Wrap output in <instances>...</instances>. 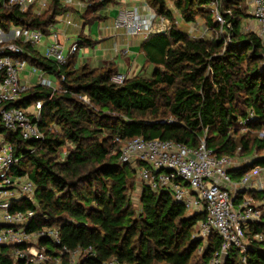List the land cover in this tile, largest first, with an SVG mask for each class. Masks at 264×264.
Returning a JSON list of instances; mask_svg holds the SVG:
<instances>
[{
    "label": "trees",
    "instance_id": "trees-1",
    "mask_svg": "<svg viewBox=\"0 0 264 264\" xmlns=\"http://www.w3.org/2000/svg\"><path fill=\"white\" fill-rule=\"evenodd\" d=\"M106 1L88 6L86 23ZM146 1L168 20L174 19L169 1L188 22L204 14L206 25L222 28L230 41L224 36L193 38L172 23L168 31L155 32L143 43L154 70L121 84L112 79L118 73L114 63L75 67L68 59L59 66L32 55L33 45L13 41L26 49L27 62L56 75L63 72L66 81L56 91L42 84L29 87L14 103L23 108L43 101L39 123L43 139L23 140L5 131L1 122L0 132L15 147L14 174L27 175L35 183L40 211L60 228L62 243L71 249L94 246L96 256L84 264H102L110 258L121 264H205L222 245L219 236L211 234L196 261L204 240L195 228L205 213H188L170 192H153L142 183L136 209L128 191L130 185L134 188L132 179L140 165L135 169L119 160L115 138L159 137L193 147L204 140L218 156L251 159L230 172L236 178L255 165L264 166V50L257 33L242 30V20L251 15L243 9L248 1L220 0L222 26L206 10L210 0ZM62 10L61 0H52L43 13L0 4V30L24 27L49 34ZM65 145L69 149L62 158L60 149ZM250 193L264 197L262 191ZM13 208L34 205L26 198ZM257 232H264V223L252 225L248 235ZM0 261L11 264L1 257ZM223 264H264V240H254L246 251L232 248Z\"/></svg>",
    "mask_w": 264,
    "mask_h": 264
},
{
    "label": "built area",
    "instance_id": "built-area-1",
    "mask_svg": "<svg viewBox=\"0 0 264 264\" xmlns=\"http://www.w3.org/2000/svg\"><path fill=\"white\" fill-rule=\"evenodd\" d=\"M39 0H2L0 4L16 5L20 10L37 6ZM251 14L259 25L257 33L264 50V0H247ZM49 0H42L40 9H47ZM209 7L217 21H224L221 14L220 0H210ZM115 20L116 29L123 27L131 36L144 34L149 36L155 32V22L164 18L146 6L145 12L138 7L121 9ZM72 23V20H67ZM223 24H221L222 26ZM165 30H158L162 32ZM14 39H22L31 45L40 42L43 31L17 27ZM58 31L52 32V43L48 46V58L59 66H65L68 55L58 42ZM205 36H200L202 38ZM227 42L230 41V37ZM78 43L71 45L70 54L79 49ZM127 52V50L125 51ZM26 49L12 42L0 46V122L5 131L19 134L24 139L41 140L45 133L40 129V100L28 107L15 106L25 91L26 84H21L20 72L27 67ZM112 79L122 83L127 79L124 73H116ZM58 86L54 88L52 81L40 77V84L54 91L62 89L65 74H57ZM89 102L87 97H81ZM254 112H249V118ZM247 119V120H248ZM165 122V120H160ZM244 123V121H243ZM264 137V132L261 133ZM120 145L119 160L139 166L138 175L144 185L151 191L165 190L173 199L183 204L188 213L204 212L205 219L197 224L199 235L205 239L215 233L222 240L221 248L215 251L205 264H223L232 248L248 250L254 240L263 241L264 232H257L248 239L252 225L264 223V202L256 203L250 192L264 191V166L255 165L233 181V170L239 169L241 157L218 156L207 143L201 140L196 147L188 146L174 139H131L115 138ZM15 147L3 139L0 141V257L11 264H84L86 259L96 256L94 246L76 249L62 243L61 230L49 223L50 216L40 211L36 196L35 183L27 175L14 174L17 164ZM28 199L34 208L14 209V204ZM42 222V225H38ZM45 241V242H44ZM245 260V258H244ZM0 264H4L0 261ZM102 264H121L115 258Z\"/></svg>",
    "mask_w": 264,
    "mask_h": 264
},
{
    "label": "crops",
    "instance_id": "crops-1",
    "mask_svg": "<svg viewBox=\"0 0 264 264\" xmlns=\"http://www.w3.org/2000/svg\"><path fill=\"white\" fill-rule=\"evenodd\" d=\"M41 1L42 0H39L37 6L32 7L34 12L43 13L46 10H48L49 7L47 9L39 8V4ZM95 1H103V0H61V6L64 8V10L60 11L57 14L56 22L52 27H50L51 32L49 34L44 33L40 42H38V44L36 45H33L32 48H34L35 54L33 53L32 55H36V56L40 55L43 56L44 58H48V46L53 41L51 34L52 32H54V30L57 29L59 33L58 42L67 52L68 59H70V61L73 63L74 66L76 64L75 63L76 55L78 54L81 46L79 45L80 47L75 53L71 55L69 54H70L71 45L73 43H78L77 41H72V40L74 38H78L79 36L83 39L79 43L81 44L83 41H85L84 45L88 46L87 49L85 50L83 58L81 59L83 65H89L92 68H100V67H104V65L106 64L114 63L116 71L118 73H124L127 76V78L137 76V74L140 73H148L146 69H148L149 72L151 73L154 70L155 65H153L152 63H150V61L147 60L145 51L143 49V43L148 38V36L144 34L131 36L128 34L127 30L124 29L123 27H120L118 29L114 27L115 20L119 16L120 13L119 11L122 8L138 7L141 12L146 13L145 8L146 6H148L147 1L146 0L106 1V3L102 6L103 8H101L102 10L98 9L95 12H91V14H89L90 20L87 23L91 24V26L89 27L90 32L84 34V32H87V30L85 29L87 23L83 15L86 14V10L88 6H90V4ZM51 2L52 0H49V6ZM248 7L250 9V14H251V7L249 6V4ZM34 8H36V10H34ZM75 15H77L79 19H72L70 17V16L73 17ZM67 20H72V23L68 24ZM96 21L99 22V25H98V29L95 31L93 30L94 29L93 23H95ZM250 21L256 25L257 21H255L253 18H251ZM16 28L17 27H13L10 30V34L12 35L11 39H14V33H15L14 30ZM258 31L256 33H258ZM187 32L190 34L191 37L199 38L198 36L193 35V33H191L190 31ZM92 34L95 35L94 38L92 37ZM44 35H47V37L44 38ZM14 40L23 41L22 39H14ZM70 40L72 42L69 46H67ZM95 44H97L96 45L97 48L96 49L94 48L95 50L92 51L89 46L94 47ZM126 50L127 52H125ZM116 61L119 63H117ZM28 63L29 62H27V64ZM30 64L31 65L28 64L27 67L23 69L22 72H20V80H19L21 81V84H26L28 87L38 86L40 84L41 76L48 79V77H46V74H54L52 72L43 70L44 72H46V74H40L38 76L37 70L41 68L40 67L38 68L35 64H32L31 62ZM52 86L54 88L58 86V80L56 77L54 81H52ZM52 91L54 90L52 89ZM32 105L33 104L27 107L31 108ZM3 139H6L5 135L0 136V141ZM241 160L243 161L242 164L251 161L250 158L246 159L242 157ZM256 192H261V191H256ZM263 192L264 191H262V193ZM251 195L256 202L260 204L264 202V197L255 198L253 194Z\"/></svg>",
    "mask_w": 264,
    "mask_h": 264
},
{
    "label": "rangeland",
    "instance_id": "rangeland-1",
    "mask_svg": "<svg viewBox=\"0 0 264 264\" xmlns=\"http://www.w3.org/2000/svg\"><path fill=\"white\" fill-rule=\"evenodd\" d=\"M0 2H2V0H0ZM169 4V7L171 8V10L173 11V15H174V19H165L164 17V21H161V19H158L156 22H155V25H154V28H155V31H158V30H165V31H162V32H166L170 29V25L172 23L175 24L176 27H178L179 29L183 30V31H190L191 33H193V35H196L198 37L200 36H205L206 38H209V39H217L219 38V36H224L226 40H228L229 38V34L223 30L222 28H219L218 30H216V28H211L210 26L206 25V19H205V15L202 14V15H198L194 21H186L182 18V16L180 15V13L173 7V3L172 1H169L168 2ZM101 8H103L102 6L99 7L98 9L99 10H102ZM128 7H124L122 9H127ZM30 9V8H29ZM32 9V8H31ZM97 9V10H98ZM243 9L250 14V9L248 6H243ZM33 10V9H32ZM34 10H36V8H34ZM209 12H212L213 11L211 10L210 7H207V9ZM219 10H220V7H219ZM36 13V12H35ZM75 14V13H74ZM72 19H79V17L77 15L75 16H70ZM213 18H214V21L219 23L220 25L221 24H224L225 21H217L215 16H214V13H213ZM254 17L252 15H250L249 17L247 18H244L242 20V30L244 32H257L258 31V28L259 26L257 25L258 22H256V25L253 24V22L250 21V19ZM256 21V19H254ZM111 21V20H110ZM255 23V22H254ZM94 24V25H93ZM92 25L94 26L93 30H97L98 29V25H99V22L96 21L95 23H93ZM91 26L90 23H87L86 26H85V29L87 30V32H84V34H87L89 33V27ZM57 27V26H56ZM54 31H58L57 29L54 30ZM12 35L10 34V31H5L3 32L2 30H0V46L1 45H5V44H8V43H12L14 41V39H11ZM94 34H92V37L94 38ZM47 35H44V38H46ZM72 40V39H71ZM69 41L68 45L69 46L71 44L72 41H77L78 43L81 42L83 39L81 37L78 36V38H74L72 41ZM79 45L81 46L78 54L76 55V59H75V67H80L83 65V63L81 62V59L83 58V55L85 53V50L87 49L88 46H85L83 43H79ZM97 44L94 45V47L92 46H89L90 49L92 51H94L97 46ZM95 48V49H94ZM64 53H65V56H67V52L64 50ZM117 62V61H116ZM119 63V62H117ZM29 65H31L30 63H28ZM149 72L148 69H146ZM40 74H46V72H44L43 70L41 69H38L37 70V75L39 76ZM46 77H48V79L54 81L55 77L57 78V75L55 74H46ZM241 132H247L245 129H243ZM3 136L5 135V133H1L0 136ZM252 135L254 136L255 133ZM69 149V145H65L63 146L61 149H60V152H61V157L63 158V156L67 153ZM240 157V156H239ZM242 158H246V159H249L248 157H242ZM245 160V159H243ZM132 167H134L136 169V165L135 164H132ZM231 174V173H229ZM231 177H232V180L233 181H237L239 180V178H236L234 177L232 174H231ZM132 182L134 183V188L131 187L130 185V188H129V191L128 193L130 194L131 198H132V201L134 203V206L136 209H140V196H141V187H142V179L141 177L138 175V171L137 173H135L133 179H132ZM258 203V202H256ZM195 233L197 235H199V227L197 226V228H195ZM200 236V235H199ZM201 237V236H200ZM203 240H204V243L201 247H199L197 250H196V253H195V257H196V261L199 259V257L202 255V253L204 252V249L207 247L208 245V240H206L205 238L201 237ZM252 236L249 234L248 235V239H251Z\"/></svg>",
    "mask_w": 264,
    "mask_h": 264
}]
</instances>
